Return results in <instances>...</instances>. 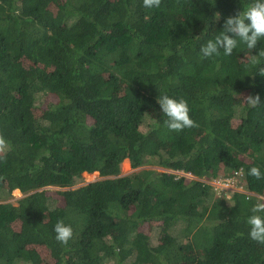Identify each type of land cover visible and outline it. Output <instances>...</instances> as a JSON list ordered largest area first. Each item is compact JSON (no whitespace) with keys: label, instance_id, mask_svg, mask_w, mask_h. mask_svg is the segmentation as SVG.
<instances>
[{"label":"trees","instance_id":"1","mask_svg":"<svg viewBox=\"0 0 264 264\" xmlns=\"http://www.w3.org/2000/svg\"><path fill=\"white\" fill-rule=\"evenodd\" d=\"M252 2L0 0V264H264L246 222L264 202L248 174L264 175V38L200 53ZM163 94L198 127L170 131ZM239 167L247 190L215 193Z\"/></svg>","mask_w":264,"mask_h":264},{"label":"clouds","instance_id":"2","mask_svg":"<svg viewBox=\"0 0 264 264\" xmlns=\"http://www.w3.org/2000/svg\"><path fill=\"white\" fill-rule=\"evenodd\" d=\"M160 4L161 0H143V7L148 9L158 8ZM237 38L250 51L256 48L261 38H264V0H253L244 10L238 12L235 16L228 17L224 21L219 35L201 47L202 58L219 55L220 50H223L224 55L231 56L233 50L237 47ZM261 59H264V51L253 55L250 62L253 65H258L261 63ZM157 103L160 111L167 117L164 124L170 131L180 132L185 128L198 127L190 118L188 103L185 99H176L163 94L157 99ZM245 103L251 107L259 106L261 105L260 97L259 95H249L245 97ZM7 151H10V142L0 134V158ZM248 174L256 180L264 179V175L257 166L251 167ZM250 211L252 214L246 221L249 225V238L258 244L264 245V216L260 215V213H264V202H257ZM54 232L56 234L55 239L64 245H67L73 236L71 226L66 225L62 220L57 221Z\"/></svg>","mask_w":264,"mask_h":264},{"label":"built area","instance_id":"3","mask_svg":"<svg viewBox=\"0 0 264 264\" xmlns=\"http://www.w3.org/2000/svg\"><path fill=\"white\" fill-rule=\"evenodd\" d=\"M208 182L212 185L215 193L219 195L223 194L225 197H229L230 193L234 190H247L243 182L242 167L235 169L230 175L214 177Z\"/></svg>","mask_w":264,"mask_h":264},{"label":"rangeland","instance_id":"4","mask_svg":"<svg viewBox=\"0 0 264 264\" xmlns=\"http://www.w3.org/2000/svg\"><path fill=\"white\" fill-rule=\"evenodd\" d=\"M42 97H43V95H42ZM45 97H46V96H44L42 99H44V100L47 101V98L45 99ZM50 98H51V97L48 96V99H50ZM42 99H40V100H42ZM242 100H244V99L239 100V102H242ZM141 127H142V126H141ZM127 160H128V159H127ZM153 166H155V165H154V164H149V163H147V164H143V165L140 166V167H143V168L146 167V168H148V167H153ZM140 167H139V168H140ZM159 169L161 170V169H163V168H160V167H159ZM130 170H133V168H132V166H131L129 160H128V164H127L126 167H123V166H122V163H121V172H120V174H125V173L129 172ZM171 171L176 172V173H178V174L182 173L181 171H178V170H171ZM98 177H99V173H98V171L95 172L94 174L83 173L82 177L80 178V181H89V180L96 179V178H98ZM12 194H13V195H12V197H11L10 199H11L12 201H15V197H17V196L20 195V191H19V190H17V191H14V190H13ZM42 252H45V250L42 249ZM44 256H46V254H45ZM46 258H47V256H46Z\"/></svg>","mask_w":264,"mask_h":264}]
</instances>
